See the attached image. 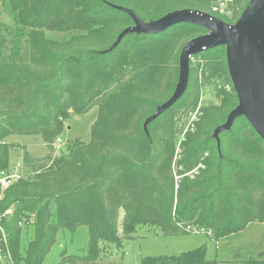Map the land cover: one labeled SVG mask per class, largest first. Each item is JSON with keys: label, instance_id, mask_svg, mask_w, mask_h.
<instances>
[{"label": "trees", "instance_id": "16d2710c", "mask_svg": "<svg viewBox=\"0 0 264 264\" xmlns=\"http://www.w3.org/2000/svg\"><path fill=\"white\" fill-rule=\"evenodd\" d=\"M250 1L222 12L218 0H0V169L11 134L40 135L51 151L38 158L24 146V175L0 188V264H44L59 231L82 225L85 253L62 250L53 264H123L142 225L164 235L203 229L217 241L263 219L264 139L245 116L214 135L238 104L226 46L194 54L184 94L151 118L177 88L183 46L209 30L181 22L116 43L135 24L130 11L151 22L190 8L235 23ZM206 89L216 101L202 100ZM94 106L90 138L54 156L65 120ZM219 262L203 244L140 264ZM238 264H264V252Z\"/></svg>", "mask_w": 264, "mask_h": 264}, {"label": "water", "instance_id": "95a60500", "mask_svg": "<svg viewBox=\"0 0 264 264\" xmlns=\"http://www.w3.org/2000/svg\"><path fill=\"white\" fill-rule=\"evenodd\" d=\"M130 12L135 24L123 30L116 43L128 31L157 34L181 22L197 24L209 30L183 46L177 88L173 96L151 118L168 109L184 94L194 54L206 48L225 45L238 104L230 111L226 122L215 129L214 135L218 137L219 132L229 129L237 117L245 116L264 139V0H251L235 23H227L210 13L190 8L169 12L151 22H142L135 13Z\"/></svg>", "mask_w": 264, "mask_h": 264}, {"label": "rangeland", "instance_id": "374dc122", "mask_svg": "<svg viewBox=\"0 0 264 264\" xmlns=\"http://www.w3.org/2000/svg\"><path fill=\"white\" fill-rule=\"evenodd\" d=\"M2 20L7 21L6 15ZM55 35L54 32H48ZM203 101H216L213 92L206 89L202 95ZM98 115V107L94 106L83 114H72L65 120L64 128L59 139L55 141L53 155H59L66 148V144L75 139L88 140L90 129ZM187 123V118L183 119ZM181 133H178V137ZM180 138H177L179 142ZM11 144L9 170L15 172L16 166L22 164L23 147L34 157L42 158L51 153L42 137L37 134H11L5 138ZM24 166L21 172L25 173ZM123 213L121 212V218ZM120 218V220H121ZM24 235L26 241L31 234ZM89 229L86 225L80 226L74 233L62 229L57 235V241L47 254L44 264H53L58 260L62 250L70 254L82 255L89 243ZM203 244L207 246L209 259H218L219 264H238L251 257H257L264 252V217L262 220L250 223L245 229L222 237L215 241L203 232H192L181 235H164L155 233L149 226H139L134 233V238L126 242L123 264H140L141 258L148 255L179 254L183 251L194 249ZM71 264V263H66Z\"/></svg>", "mask_w": 264, "mask_h": 264}, {"label": "built area", "instance_id": "2783aa9c", "mask_svg": "<svg viewBox=\"0 0 264 264\" xmlns=\"http://www.w3.org/2000/svg\"><path fill=\"white\" fill-rule=\"evenodd\" d=\"M232 0H218V3L213 7L214 11H226L227 3L231 2ZM196 117L194 114L191 118L193 120ZM21 166L22 164L17 165L15 172L11 173L9 169H0V188L5 189L6 187L10 186L11 184L15 183L19 180L20 177L24 175V173L21 172ZM12 210H7L6 213H11ZM1 227V225H0ZM195 232H203V229L201 231H197V229L194 230ZM0 259H2V256L0 255Z\"/></svg>", "mask_w": 264, "mask_h": 264}]
</instances>
